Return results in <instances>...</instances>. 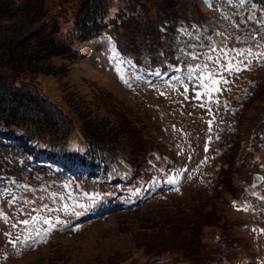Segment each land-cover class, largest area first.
<instances>
[{
	"label": "rangeland",
	"instance_id": "rangeland-1",
	"mask_svg": "<svg viewBox=\"0 0 264 264\" xmlns=\"http://www.w3.org/2000/svg\"><path fill=\"white\" fill-rule=\"evenodd\" d=\"M37 4L35 0H0V71L31 54L29 63L42 69L32 82L72 117L75 128L65 154L76 161L67 158L69 165L63 168V160H51L58 173H33V181L28 180L29 167L20 184L0 180V264H110L108 256L113 253L118 255L113 264H193L188 254L207 253L218 240V228L205 225L199 240L194 229L185 223L179 227L171 219L194 211L205 216L208 210L219 224L229 226L232 236L225 255L217 254L219 259L211 264H256L258 260L264 264V125L255 131L264 122V59L260 58L264 23L257 22L264 18L247 11V1L211 0L210 7L204 0H175L179 16L175 27L160 26L161 36L153 41L140 13L133 21L140 22L141 28L133 40L131 34L127 36L126 46L138 51L145 41L148 45L138 55L145 63L156 61V68L167 67L176 58L183 63L182 72L172 70L171 77L159 80L137 77L126 57L106 48L108 34L116 32L107 23L100 34L88 39L62 40L64 44L52 47L35 45L38 24L57 10L60 0H43L41 8ZM125 4L110 0L102 20ZM82 11L83 7L62 13L59 38L76 33ZM149 12L152 16L154 10ZM236 36L248 39L234 40ZM209 46L251 48L253 54L241 58L233 52L235 62L244 59L248 69L224 72L229 83L218 85L219 92L209 87L205 95V89L197 87L195 91L202 95L194 99L193 84L216 71L207 60ZM153 56L157 57L151 60ZM197 67L201 71H191ZM205 84L211 81L205 79ZM184 85L188 99L182 95ZM202 103L206 107H200ZM132 127L137 133L142 128L154 144L153 156L139 154L136 166L128 161V151L144 135L133 134ZM84 132L112 151V155L97 156L94 168ZM18 134L21 130L16 125L0 122V149H14L12 142H18L13 136ZM36 142L31 140L28 146ZM117 143L125 153L118 151ZM37 145L42 152L50 147ZM230 153L237 166L244 164L247 174L238 197L218 181L221 165L227 162L224 156ZM78 158L85 163H78ZM75 173L82 177L74 178ZM257 173L262 178L254 182ZM172 178L177 183L167 182ZM65 207L69 210L64 211ZM23 220L30 223H18Z\"/></svg>",
	"mask_w": 264,
	"mask_h": 264
},
{
	"label": "trees",
	"instance_id": "trees-1",
	"mask_svg": "<svg viewBox=\"0 0 264 264\" xmlns=\"http://www.w3.org/2000/svg\"><path fill=\"white\" fill-rule=\"evenodd\" d=\"M27 1L28 0H26V2ZM35 1L41 8L43 0ZM78 1H82V3L80 4ZM109 1L110 0H88L84 4V0H60L57 10H55L46 20L38 24V27L35 30L36 38L34 44L37 46L52 47L55 46V44L63 43L62 40L70 42L77 37L88 39L99 34L102 31V26L107 23L116 30L114 37L117 40L119 49L126 55L132 57L136 62L145 63L138 54L143 53L144 45L148 44L145 41L144 44L140 43L137 51L128 48L124 42L129 34H131V39L133 40V36L141 28L140 22L133 21V18L143 12L142 18L144 21L142 22L144 23L141 24L144 25L146 30H149V33H151L153 37V41H157L161 36L160 26L174 28L177 19L179 18L175 6V0H123L126 3L125 6H119L113 16L111 15L107 21H103L102 19L106 17L105 15L109 11L107 7ZM249 2V4H252V2L255 3L257 9L256 7H253L252 9H255L257 13L261 14L260 10L264 11V0H249ZM82 7L83 11L81 17L78 19L79 25H77L76 33L73 31V35L69 38H67L66 35L59 38L60 19L64 15L62 13L66 12V10L79 11ZM151 10H154L152 16H150V12L148 14V11ZM170 20L173 23L169 24ZM67 46L69 47V44H67ZM152 46L153 44H149L148 47L154 50ZM25 57H27L26 60ZM25 57L20 58L17 62L10 64L6 69L0 71V122L5 125H16L21 130L20 136L16 138L18 143L12 142V145H15L13 147L14 149H0V173L7 175L12 174L18 180H21L22 177H24L23 171L26 167H29L28 169L32 168L30 167L28 155L37 153V151L40 150L41 146H38L37 144H47L50 146V151L48 152V156L50 157H60L64 159L70 158V161L75 159V157L66 156L65 154V144L68 141V136L70 131L75 128L72 124V117L52 101L47 94L34 85L32 78L37 76L42 69L35 68L34 65L29 63L28 60L32 58L31 54H28ZM156 57L157 56H153L151 60ZM150 63L157 64L156 61H151ZM122 121L124 122L123 118ZM263 125L264 122H262L261 125H258L255 128V131L256 129H262L261 127ZM83 127L85 130V126ZM141 130H139L140 132L138 131L139 135H144L143 130ZM132 132L135 135L138 134L135 127H132ZM84 134L86 135V153L90 156V162L93 166L96 165L94 162L97 159V156L100 155L104 157L107 153L112 155V151L107 149L104 144L95 142L91 139L92 134L87 132H84ZM33 139H37V142L32 146H28L29 142ZM20 142L23 143L20 144ZM152 142V139L145 137L144 135V139H142L140 143L135 144L136 146L128 151V154L130 155L128 156V161L130 164L136 166L135 163L138 160L139 154H146V158L148 156H153L154 144ZM134 143H136V141ZM25 144L28 147L24 148ZM115 146L120 153H125L122 151L125 148L119 146L121 147L120 149L118 143ZM8 154L11 155L10 159L6 158V160H3L5 155ZM36 155L38 156L39 153ZM224 157L227 159V162L223 161L225 163L221 165V176L218 178V181L224 190L229 192L233 197H238L242 193V190H244L241 180L247 178L246 170L243 169L244 164L237 166L235 164L236 160L233 153L225 155ZM80 162L84 163L85 160L81 158ZM33 168H36L37 171H45L44 168L40 166H34ZM28 172V180L33 181L32 177L34 171ZM171 220L175 221L174 223L179 227L184 226V223L190 226V229L196 231L194 233L199 240H202L200 237H202L201 234L204 233L203 228L205 225L209 224L218 228V240L212 248H208L209 250L207 253L203 255L195 254V256H190L188 254V257L192 260L193 264L213 263L219 259L217 254L225 255V249L232 241V236L228 229L229 226H227L225 222L219 224L217 218L213 216V212L209 210L205 216L194 211V214L187 213L181 216L178 215V217L172 218ZM235 241L236 240L233 239V243ZM117 256L116 253L108 256L109 263H116L117 260L115 257Z\"/></svg>",
	"mask_w": 264,
	"mask_h": 264
},
{
	"label": "snow or ice",
	"instance_id": "snow-or-ice-1",
	"mask_svg": "<svg viewBox=\"0 0 264 264\" xmlns=\"http://www.w3.org/2000/svg\"><path fill=\"white\" fill-rule=\"evenodd\" d=\"M205 3L209 4V6L211 7V0H205ZM228 3H231V0H228ZM240 3L243 4V3H246V0H240ZM247 19H253V17L249 16L247 17ZM258 23H264V21H257ZM237 28H239V25H235ZM217 35H221L223 36V33H218ZM249 35L252 37V40H253V43H255V34L253 33H249ZM234 40H241V39H248V37H241V36H236L233 38ZM261 39H264V37H261ZM216 52H219L220 53V56H213L211 53H216ZM235 52L239 57L243 58L245 57L246 55H252V50L251 48L249 49H236L235 47L231 48V49H228V48H225V49H216L215 47H212V46H209V54L207 55V60L209 63L213 64L215 67H216V71L213 72L211 75H209L208 77H199V84H193V91L195 92V96H194V99H200L201 98V92H198V91H195L197 87H200V88H203L205 89V92L204 94L207 95V89L209 87H213L214 88V91L216 92H219L221 91V89L219 87H217L218 85H221V84H228L229 81L228 79L223 75L224 72H227V73H232L233 71L235 72H240V71H244V70H247L248 69V64L245 62L244 59H241L239 62H235V57H232V53ZM196 59H199V54L196 55L195 57ZM221 58H224V63L221 64ZM260 58L261 59H264V54H261L260 55ZM205 67H207V65H205ZM191 71L193 72H199L201 71L199 69V67L195 68V69H192ZM219 75L220 76V79H214L215 76ZM174 79H179V78H174ZM205 79L211 81V84L208 85V84H205ZM224 90H227V89H224ZM187 91H188V87L187 85H184V92L182 93V95H184L185 99H188V96H187ZM161 95H163V93H161ZM209 99H211V97L209 96ZM217 103H219V101H216ZM200 107H206L205 104H200L199 105ZM208 114H211V109L208 108ZM213 121H208V124H209V132H211V125H212ZM205 151H207V148L205 149ZM191 159V157H190ZM206 161H202L201 163H204ZM188 169H185V172H187ZM168 183L170 184H175L177 183L176 179L175 178H172V179H169L167 181ZM178 190V189H177ZM47 207V206H45ZM69 209L67 207L64 208V211H68ZM7 220V218H5ZM36 217H33V220H35ZM18 223H22L24 225H27L30 223L29 220H23V221H20ZM45 223H48V224H51L52 221L51 220H46ZM62 223V222H61ZM17 225L16 224H12V227L15 228ZM54 226V225H53ZM5 236L6 237H11V233H5ZM10 243H14L15 241L13 240H9ZM46 242V241H45Z\"/></svg>",
	"mask_w": 264,
	"mask_h": 264
},
{
	"label": "water",
	"instance_id": "water-1",
	"mask_svg": "<svg viewBox=\"0 0 264 264\" xmlns=\"http://www.w3.org/2000/svg\"><path fill=\"white\" fill-rule=\"evenodd\" d=\"M257 176H258V177H255V178H254V180H255L256 182H258V181L262 178V174H261V173H257Z\"/></svg>",
	"mask_w": 264,
	"mask_h": 264
},
{
	"label": "bare ground",
	"instance_id": "bare-ground-1",
	"mask_svg": "<svg viewBox=\"0 0 264 264\" xmlns=\"http://www.w3.org/2000/svg\"><path fill=\"white\" fill-rule=\"evenodd\" d=\"M108 46V45H107Z\"/></svg>",
	"mask_w": 264,
	"mask_h": 264
}]
</instances>
